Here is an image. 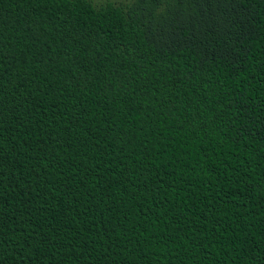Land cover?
I'll return each mask as SVG.
<instances>
[{"label":"trees","instance_id":"1","mask_svg":"<svg viewBox=\"0 0 264 264\" xmlns=\"http://www.w3.org/2000/svg\"><path fill=\"white\" fill-rule=\"evenodd\" d=\"M0 264H264V0H0Z\"/></svg>","mask_w":264,"mask_h":264},{"label":"rangeland","instance_id":"2","mask_svg":"<svg viewBox=\"0 0 264 264\" xmlns=\"http://www.w3.org/2000/svg\"><path fill=\"white\" fill-rule=\"evenodd\" d=\"M94 5H99L104 2H114V3H120V2H125L126 0H90Z\"/></svg>","mask_w":264,"mask_h":264}]
</instances>
